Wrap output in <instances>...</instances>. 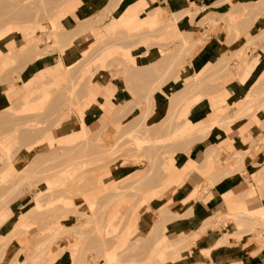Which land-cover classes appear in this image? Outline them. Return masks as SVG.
Instances as JSON below:
<instances>
[{
    "label": "rangeland",
    "instance_id": "rangeland-1",
    "mask_svg": "<svg viewBox=\"0 0 264 264\" xmlns=\"http://www.w3.org/2000/svg\"><path fill=\"white\" fill-rule=\"evenodd\" d=\"M169 9L151 0L134 8L124 0H0V87L7 97L0 101V214L7 210L0 264H170L175 252L174 264H193L194 240L183 222L194 215L193 232L230 218L236 240L247 239L243 246L264 247V215L256 211L264 189L257 186L264 183V59L243 89L235 87L244 66L264 58V0ZM181 18L188 32L177 30ZM115 19L122 25L106 31ZM80 24L87 29L74 36ZM219 30L227 50L168 89L171 74L198 59L209 33ZM73 45L79 49L67 51ZM258 47L259 54L250 52ZM149 50L160 60L143 65ZM38 59L29 82L26 69ZM114 85L126 96L117 97ZM161 87L167 110L153 112ZM97 107L94 119L87 111ZM87 113L89 128L80 129ZM213 131L226 137L206 146ZM247 133L244 146L239 139ZM196 145L206 146L199 160L189 156ZM247 148L258 152V163L248 165ZM175 170L180 181L169 179ZM241 171L251 189L244 210L235 217L211 212L208 188ZM163 236L170 241L160 260Z\"/></svg>",
    "mask_w": 264,
    "mask_h": 264
},
{
    "label": "crops",
    "instance_id": "crops-1",
    "mask_svg": "<svg viewBox=\"0 0 264 264\" xmlns=\"http://www.w3.org/2000/svg\"><path fill=\"white\" fill-rule=\"evenodd\" d=\"M139 0H124L125 5L128 7H136L137 6V2ZM215 0H151V4H155L156 6H159L162 9H166V10H170L169 8L171 6H180V8H188L190 10V12L193 11V7L197 6V7H202V6H206L208 4H211L212 2H214ZM146 5V3L144 4ZM81 9V8H80ZM80 9H78V11L75 13V16L77 17L78 20H83V17H79L82 16L83 12L79 11ZM96 12V11H95ZM95 13L92 14V16ZM123 14V13H122ZM122 14H120L119 16H121ZM84 16V14H83ZM160 16V15H159ZM161 17V16H160ZM162 18V17H161ZM172 17L169 19L171 20ZM175 23H176V28L178 31H187L188 29L191 27L188 19L186 20L185 18H181V19H175ZM118 25H122L120 19L117 20L115 19L110 25L107 26L106 31L107 30H115L116 27ZM174 26V25H173ZM87 25L86 24H80L79 27H77V29L75 30L74 36L77 34H82L83 31H85ZM221 31L219 30V32H210L205 44H204V50L202 52V54L200 55V57L198 59H195L194 61H192L191 63H186L184 64L183 67L177 68L172 74L171 77L168 78V80L166 81L165 85L168 86V89H172V88H177L180 81L184 80L185 77L189 76L192 72V70L194 69V66H196L197 64H206L207 62H210L209 60H213V58L217 57L219 54L223 53L224 51L227 50V48L229 47V45H226L224 43L223 40H220L221 38H224V36L221 35ZM72 49H79L78 45H73L71 48L67 49V51L72 50ZM250 52H256L257 54H259L261 52V49L258 47L257 50H253L251 49ZM149 56V57H148ZM264 58H259V59H253L250 61V67L246 68L244 66V69L246 70L247 73H245V76H243L241 79V81H239L237 83V86L235 85V87L237 88V92H238V88H244L243 85H246V82L248 80H250L253 76V72L261 70L262 69V60ZM158 60H160V56L158 55V53H153L152 51L149 50V52L145 53V56L142 57V59L140 60V62L143 65H148L151 64L153 62H157ZM38 62H36V64L33 66L32 71L30 72V66L31 64L28 66V68L26 69L25 74H29L27 77V80L30 82L32 80L33 77L37 76V73L39 71L38 67V63L40 64V60H37ZM38 67V69H37ZM252 69V70H251ZM54 71V70H52ZM55 73H52V75H54ZM103 75L99 76V84L100 86L105 85L106 83V79L103 77ZM37 78V77H36ZM148 81V79H147ZM112 83V82H111ZM113 84V83H112ZM115 86V85H114ZM120 86V85H119ZM116 87V86H115ZM125 89V88H124ZM121 90H123L122 87H116V96L117 97H121V96H126L125 93ZM94 92L90 91V94H93ZM96 94V93H94ZM232 93L228 94V99L230 100L232 97ZM222 97L224 98V94H222ZM3 99H7L6 95H5V90L4 88L0 87V101L1 104H3ZM153 112H161L164 113L165 110V106L167 104V99H168V95L166 93V89H162V87L160 89H158L157 91H155L153 93ZM244 97H239L236 102H239L240 100H243ZM166 100V102H165ZM211 104H209L210 106ZM212 107V106H211ZM92 109V108H91ZM102 109V108H101ZM103 109H104V103H103ZM211 109H215V108H211ZM87 112H90L92 114V118L96 119L97 115L100 117L101 115V110L99 107L97 108H93L92 110H88ZM88 114V113H87ZM204 114H208L204 113ZM103 120V119H102ZM91 122V121H90ZM208 122H206L205 124H207ZM89 114L88 116L85 115V117L83 119H80V129H84L86 130V128H89ZM204 124V125H205ZM95 130V129H94ZM252 135V134H246L244 135L245 137V141L241 138L239 139L240 143L243 144L244 146H248L250 144V141L247 140L248 136ZM226 137V135L221 132L219 136H216L215 132L213 131L212 133L209 134V137L207 139H205L206 141V146H214V145H219V141L224 139ZM63 139H67L65 137H61ZM205 147H203V151L201 146H194L191 149V152L189 153V156L193 155L195 160H199L201 159V153L204 152ZM248 153L245 154L246 156L244 157V159L247 161L248 165H253L254 163H258L259 160V155L258 152H254V149H248L247 150ZM226 157V156H224ZM193 158H191V160H194ZM194 162H189V166L193 165ZM260 163V162H259ZM183 170L186 169V167L184 166L182 168ZM13 170V167L11 165H9L6 169L3 170V175L8 176ZM251 170V169H250ZM253 171V170H252ZM244 175H246L245 171H241V172H234L232 174H228L224 179H219L217 181L214 182L213 185H211L206 194L204 195V197L208 198V209L211 212H215V213H220L221 215L223 214H233V215H238L239 212L241 210H244V206H245V200L250 197V190L248 189V183L245 180ZM127 177V176H126ZM169 179H175L176 181L181 179V173L178 170L173 171V173H171L169 175ZM55 180H62L61 176H57V178ZM253 184V183H252ZM254 186V185H253ZM257 186L258 188H261V186H264V183H262L260 180L257 182ZM247 190H249V194H247ZM254 190V189H253ZM184 191V190H183ZM195 188H193L192 190H190L189 194L186 196V198L182 199V200H187L189 197H191L194 194ZM256 191V190H255ZM185 192V191H184ZM257 192V191H256ZM46 192L44 191H40V194H44ZM241 193V195H240ZM36 200V199H35ZM259 201L261 202L258 205V208L256 209V211H258V213L264 215V210L262 209V207L264 208V189H263V193L262 196L259 198ZM262 206V207H261ZM197 209H199L200 206L196 207ZM227 208L229 209V211L227 212ZM208 210V211H209ZM7 216V210L6 211H2L0 214V222H2ZM23 216H25L24 214H21L19 216V219L17 221V225L20 226V224L22 223V218ZM72 219V218H71ZM70 219V221H72ZM199 219L200 216L199 215H194L193 217H191L190 219H188L187 222H183V224L185 225L186 223L189 225V229L190 232H192L191 234H189L188 239L190 240H194V251L195 254L191 257H193L194 259H192L193 261H190V263L193 264H264V247L262 248H258L257 245H255V243H252L251 246H243V243H245V240L247 239H239V240H234L232 243H224V242H218L219 238L225 234V233H231V232H237V228L233 225V221L232 220H224L223 222H219L217 224V227L214 228H207L204 230V232H201V230L199 232H201L199 234V232H193L195 231V226L199 225ZM6 225V224H5ZM3 227V228H2ZM5 226L0 225V238L5 236V231L3 229ZM185 229V227H183ZM236 229V230H235ZM194 236H191L193 235ZM238 235V233H237ZM165 236V235H164ZM162 237L160 239V241H158L159 243V248L156 249V255L158 257L160 250L163 248V245L165 244V241H170L167 237ZM262 235H259L258 238H261ZM185 238V237H183ZM185 240V239H184ZM179 254L177 252L173 253L170 257L172 259V261L170 262V264H174L178 258ZM165 257L168 259V256ZM190 257V256H189ZM159 258V257H158ZM56 263V262H55ZM54 263V264H55ZM66 264V263H65Z\"/></svg>",
    "mask_w": 264,
    "mask_h": 264
},
{
    "label": "bare ground",
    "instance_id": "bare-ground-1",
    "mask_svg": "<svg viewBox=\"0 0 264 264\" xmlns=\"http://www.w3.org/2000/svg\"><path fill=\"white\" fill-rule=\"evenodd\" d=\"M31 46V45H30ZM25 83H28V82H25ZM94 96H96V95H94ZM81 116V115H80ZM221 121V120H220ZM223 122V124L226 122V121H222ZM215 123H217V122H215ZM211 124V123H210ZM222 124V123H221ZM215 125V124H214ZM212 126V124L210 125V127ZM220 126V125H219ZM211 129V128H210ZM135 144L136 145H139L140 144V141L139 140H135ZM231 216L232 217H235V215H232L231 214ZM68 228V227H67ZM237 228V230L239 229L238 227H236ZM236 230V229H235ZM235 233H237V232H235ZM234 232H232V233H225L223 236H222V238L220 237L219 238V240H218V242H226V243H232L234 240H236L238 237V235L237 234H235ZM163 249L164 248H162L161 250H160V252H159V255H158V257H159V259L161 260L162 259V257H163V254H162V252H163ZM160 262V261H159Z\"/></svg>",
    "mask_w": 264,
    "mask_h": 264
}]
</instances>
